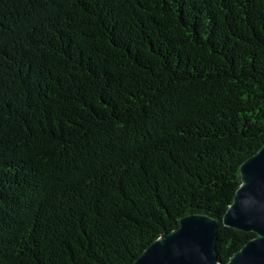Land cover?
<instances>
[{
  "label": "trees",
  "instance_id": "obj_1",
  "mask_svg": "<svg viewBox=\"0 0 264 264\" xmlns=\"http://www.w3.org/2000/svg\"><path fill=\"white\" fill-rule=\"evenodd\" d=\"M264 144V0H0V264H132L221 218Z\"/></svg>",
  "mask_w": 264,
  "mask_h": 264
},
{
  "label": "water",
  "instance_id": "obj_2",
  "mask_svg": "<svg viewBox=\"0 0 264 264\" xmlns=\"http://www.w3.org/2000/svg\"><path fill=\"white\" fill-rule=\"evenodd\" d=\"M240 184L221 218L225 227L251 232L254 238L226 262L216 252L219 222L190 214L160 235L132 264H264V144L239 166Z\"/></svg>",
  "mask_w": 264,
  "mask_h": 264
}]
</instances>
